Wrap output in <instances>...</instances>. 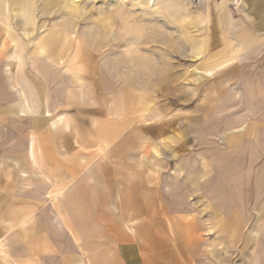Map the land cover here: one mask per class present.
<instances>
[{
    "label": "rangeland",
    "instance_id": "374dc122",
    "mask_svg": "<svg viewBox=\"0 0 264 264\" xmlns=\"http://www.w3.org/2000/svg\"><path fill=\"white\" fill-rule=\"evenodd\" d=\"M30 1L28 13L9 3L8 27L0 18V35L25 45L20 66L9 36L0 46V264H67L81 250L66 220L91 264H145L112 205L96 203L95 186L121 175L183 219L193 264H264V0ZM45 106L70 111V127L36 126ZM26 214L42 225L27 242L14 227Z\"/></svg>",
    "mask_w": 264,
    "mask_h": 264
},
{
    "label": "crops",
    "instance_id": "0c3cea01",
    "mask_svg": "<svg viewBox=\"0 0 264 264\" xmlns=\"http://www.w3.org/2000/svg\"><path fill=\"white\" fill-rule=\"evenodd\" d=\"M261 26L258 24L256 26H252L247 31V34L251 35L249 41L259 40L263 37L260 32ZM247 40L244 39L241 44L245 43ZM222 63L218 64L215 68H208L207 74H212L213 70L221 69ZM252 64H247L246 71H248L249 76L252 71H255L251 68ZM253 69V70H252ZM81 72H70L72 78L77 80L75 88L73 92H70V95H77L80 99V96H83V87L84 83L81 79ZM250 72V73H249ZM48 73V72H47ZM75 91L77 93L75 94ZM47 98V97H46ZM69 99H73L69 97ZM45 108L41 111V116L39 114H34V123L36 126H45L49 132L56 131L60 126L63 130H66L70 127L69 117L71 116L70 111H66L64 113L54 114L51 109ZM25 108V107H24ZM21 108L18 116H23L28 113L30 110ZM238 141V140H237ZM236 141V142H237ZM34 143L35 138L33 135V145L32 149H28L26 151L27 156L31 159L32 163H35V153H34ZM74 143H78L74 138ZM80 148L84 149V147L77 144ZM244 147V144L242 143ZM239 147V146H237ZM237 149L233 148L229 155H237ZM260 153V152H258ZM257 153V154H258ZM86 155L81 154V158L84 159ZM254 155L252 158H255ZM253 160V159H252ZM254 162V160H253ZM199 173V172H196ZM108 182V184H107ZM107 182L103 181V183H99L95 186V197L96 203L100 206H107L111 204L114 208V212L116 213L117 220L122 225H126L127 232L126 238L129 240V249L131 250V254H145L146 263L145 264H170L171 259L173 258L175 263L177 264H193L192 262L197 258V249L194 248L184 237V222L182 218L181 212H179L178 218L181 220L180 223H175L169 214L165 211H162L160 208L161 201L155 197V190L151 188L146 182L144 183L139 177H132L128 175H121L116 177L115 179H109ZM65 186H60L56 188L54 197L52 200L58 198L60 194L64 192ZM108 189L109 197L105 200V191ZM152 192L153 195L147 196V193ZM159 195V194H158ZM160 196V195H159ZM160 198V197H159ZM108 203H107V202ZM160 202V203H159ZM159 207V208H158ZM185 214V213H184ZM27 214L19 220L16 226L17 230L15 231L18 236H21L25 240V236L29 235V231H34L36 228L40 227L41 230L42 225L39 220L35 217L34 214ZM105 219V218H104ZM38 220V221H37ZM28 223H32V226H28ZM101 229L107 230L105 225L106 220H103ZM66 227L69 233L72 235L74 242H77V245L80 247L81 254L78 255L73 260L69 258L67 259V264L71 262H75L76 264H91L90 257L84 256L85 251H83V244L80 243V238L76 235L77 233L72 230L69 222L66 220ZM113 231H111V234ZM186 236V235H185ZM44 243L46 245L50 242V237H43ZM25 242H27L25 240ZM7 246L2 237H0V254L7 256ZM30 251L34 249L32 243L29 244ZM152 255V257H150ZM167 258H165V256ZM169 255L172 257H169ZM17 263V261H15Z\"/></svg>",
    "mask_w": 264,
    "mask_h": 264
},
{
    "label": "bare ground",
    "instance_id": "6f19581e",
    "mask_svg": "<svg viewBox=\"0 0 264 264\" xmlns=\"http://www.w3.org/2000/svg\"><path fill=\"white\" fill-rule=\"evenodd\" d=\"M10 1V0H9ZM0 2H1V8L3 9V11L2 12H0V18H2V19H4V20H6V21H4L3 22V24H4V26H5V28H6V26L8 27V24L9 23H7V18H8V16H10V14L8 15L7 14V12H9V10H10V4L12 3V6L14 7L13 9L15 10V12H17V11H21V10H24V11H28V8L29 7H31L30 6V0H12V2L10 3V2H8V0H0ZM10 3V4H9ZM11 6V7H12ZM29 10H31V8L29 9ZM1 11V10H0ZM26 11V13H28ZM26 13H24V15L26 14ZM12 14V13H11ZM30 14V13H29ZM32 14V13H31ZM32 16V15H31ZM13 18V17H12ZM26 20V19H25ZM31 20V19H30ZM32 21V20H31ZM25 22H27V21H25ZM29 23H31V22H29ZM26 25H27V23H26ZM7 30V29H6ZM5 31V30H4ZM7 32V31H6ZM4 34V36L3 35H0V42H2L1 44H0V46H2L3 47V45L4 46H6V43L7 42H9L8 41V36H9V39H10V41L12 42V43H9V44H7V45H9V47L11 46V48H12V45H14L13 46V52L12 53H10V55L8 54L7 56L12 60V61H10V62H12V63H15V64H17V65H19L20 66V64L23 62V59H24V51H23V46H25V45H23V44H21V43H18V40H17V38H13V37H11L10 35H8V34H6L5 32L3 33ZM25 35H27V34H25ZM20 39V38H19ZM21 40V39H20ZM17 41V42H16ZM32 41V40H31ZM34 42V41H33ZM1 47V48H2ZM3 50V49H2ZM4 50H5V48H4ZM7 50V49H6ZM9 50V49H8ZM25 50V49H24ZM12 51V50H11ZM30 52H33V49H32V51H30ZM0 57L2 58V57H4V54H3V51H1V53H0ZM8 63L6 64H4V70H5V73L6 72H8V70H10V68L8 67ZM16 66V65H15ZM30 69H31V67H30ZM32 70H36V71H38L39 73H41V72H44L43 70L44 69H40V68H35V67H32ZM21 72V71H20ZM16 73V72H15ZM19 74V73H18ZM17 74V75H18Z\"/></svg>",
    "mask_w": 264,
    "mask_h": 264
}]
</instances>
